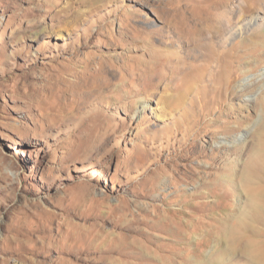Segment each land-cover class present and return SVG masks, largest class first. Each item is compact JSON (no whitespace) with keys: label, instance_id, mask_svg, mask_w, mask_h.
Returning a JSON list of instances; mask_svg holds the SVG:
<instances>
[{"label":"rangeland","instance_id":"374dc122","mask_svg":"<svg viewBox=\"0 0 264 264\" xmlns=\"http://www.w3.org/2000/svg\"><path fill=\"white\" fill-rule=\"evenodd\" d=\"M213 4L0 0V264H248L264 10Z\"/></svg>","mask_w":264,"mask_h":264},{"label":"bare ground","instance_id":"6f19581e","mask_svg":"<svg viewBox=\"0 0 264 264\" xmlns=\"http://www.w3.org/2000/svg\"><path fill=\"white\" fill-rule=\"evenodd\" d=\"M232 1L233 0H213L214 4L210 8L209 12L210 18L209 20H207V22L203 23L205 25V28H203L204 26H200L199 31L205 32L207 28L211 27L220 31H223L225 29L227 30L230 28V26L234 25L235 17H241L251 12L256 13L257 11L262 9L264 10V0H241L238 7H231L230 4L232 3ZM260 193L262 194L260 197L264 198V191ZM256 195L252 194L249 198L250 206H252L253 208V216L249 217V220L251 221L247 219L249 215L246 214L245 211L241 215V218H238L239 221L242 220V223L240 224L242 228L245 231H250V236H247L246 239L241 240L240 238H238L239 232L233 231L232 239L233 243L236 242L234 250H238L237 254L239 256L246 257L248 264H264V239L260 237L261 232H258L259 228L255 224V222L264 221L260 218L261 213H264V205L260 204V202L257 201ZM244 221L249 223L250 226ZM227 234H230L232 236V232L230 231H228ZM141 250L143 251V249ZM145 251L146 250L144 249L143 252ZM144 255L146 254L144 253ZM163 258L165 257L160 256L159 258H156L155 264H161L163 262ZM168 260L171 261V259Z\"/></svg>","mask_w":264,"mask_h":264}]
</instances>
